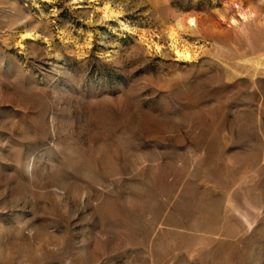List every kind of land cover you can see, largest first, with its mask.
I'll return each instance as SVG.
<instances>
[{
	"label": "rangeland",
	"instance_id": "1",
	"mask_svg": "<svg viewBox=\"0 0 264 264\" xmlns=\"http://www.w3.org/2000/svg\"><path fill=\"white\" fill-rule=\"evenodd\" d=\"M0 264H264V0H0Z\"/></svg>",
	"mask_w": 264,
	"mask_h": 264
},
{
	"label": "bare ground",
	"instance_id": "2",
	"mask_svg": "<svg viewBox=\"0 0 264 264\" xmlns=\"http://www.w3.org/2000/svg\"><path fill=\"white\" fill-rule=\"evenodd\" d=\"M105 9H106V10H105V13H106L105 15H106L107 17H111V16L114 14V11H112L110 7H106ZM233 22L235 23L236 20H234ZM189 25H190V26H196V25H197V19L194 18V17H192V18L189 20ZM28 36L33 37V36H36V35H33V34H29V33H28ZM174 38H175V37H174ZM174 42H175V39H174ZM176 47H177V45H176ZM177 53H178V56H179L180 58H183V59H189V58L191 57L190 54H189L187 51H182V50L180 51V50H178Z\"/></svg>",
	"mask_w": 264,
	"mask_h": 264
}]
</instances>
